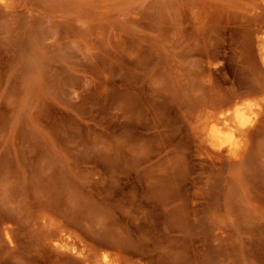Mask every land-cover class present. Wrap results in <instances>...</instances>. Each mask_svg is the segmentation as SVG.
<instances>
[{"label":"rangeland","instance_id":"rangeland-1","mask_svg":"<svg viewBox=\"0 0 264 264\" xmlns=\"http://www.w3.org/2000/svg\"><path fill=\"white\" fill-rule=\"evenodd\" d=\"M263 50V0H0V264H264Z\"/></svg>","mask_w":264,"mask_h":264},{"label":"bare ground","instance_id":"bare-ground-1","mask_svg":"<svg viewBox=\"0 0 264 264\" xmlns=\"http://www.w3.org/2000/svg\"><path fill=\"white\" fill-rule=\"evenodd\" d=\"M251 105L250 101L235 104V108L231 115L228 113L226 115L222 114L225 117L223 119L225 122L222 126L214 124L209 127L207 139L212 147L220 151L224 146H228L227 148L230 152H235V150L240 147L241 142L243 141L242 135H244L245 131L244 125L247 111L251 108ZM102 258V264L103 262L104 264H120L118 257L109 259L107 255H104ZM99 263L101 264V262Z\"/></svg>","mask_w":264,"mask_h":264}]
</instances>
